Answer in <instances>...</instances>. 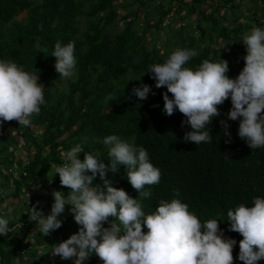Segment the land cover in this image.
<instances>
[{"label":"trees","instance_id":"obj_1","mask_svg":"<svg viewBox=\"0 0 264 264\" xmlns=\"http://www.w3.org/2000/svg\"><path fill=\"white\" fill-rule=\"evenodd\" d=\"M118 1L0 0V59L37 74L46 100L30 127L19 126L15 120L0 125V215L9 220V227L29 224L0 237V264H15L17 259L20 264H51L46 258L51 246L77 232L79 226L66 206L59 217L62 226L42 236L28 215L33 207L49 214L54 190L67 196L69 189L54 174L63 164L62 153L79 144L83 152L99 153L107 164L103 139L112 134L144 147L161 172L158 184L145 186L151 192L146 199L132 188L123 165L106 176L114 187L137 198L146 214L161 200L173 199L178 190L179 199L201 222L217 219L224 236L237 241L233 264H243L237 259L243 237L229 230L227 211L264 197V147L251 150L238 137L239 120H227L229 135L223 134L220 121L231 108L230 98L217 106L220 115L209 125L211 142L199 146L185 142L184 134L191 130L181 126L185 117L179 111L170 116L163 112L162 93L167 89L155 88L150 74L144 73L149 65L163 63L176 48H190L198 54L188 67L222 58L229 67L226 75L235 78L245 63L243 34L254 27L264 28V0ZM120 10L126 13L122 18ZM169 18L180 23L172 34L165 23ZM162 31L168 32V39L159 47ZM57 41H72L75 46L77 74L68 79L67 88L52 84L59 78L55 57L50 56ZM141 82L155 93L143 101L130 97L133 86ZM78 158L83 160L84 153ZM93 183H101L98 175ZM36 188L46 192L43 203L35 201L37 196L15 218L16 206ZM34 226L37 231L32 233ZM53 262L67 264L61 259ZM85 264L103 262L93 255ZM256 264H264V259Z\"/></svg>","mask_w":264,"mask_h":264},{"label":"clouds","instance_id":"obj_2","mask_svg":"<svg viewBox=\"0 0 264 264\" xmlns=\"http://www.w3.org/2000/svg\"><path fill=\"white\" fill-rule=\"evenodd\" d=\"M246 49L244 67L235 78H229L228 63L203 60L195 68L188 62L197 50L176 48L163 63L148 66L154 87H165L162 93L163 112L175 111L185 117L184 141L196 146L212 141L209 125L220 115L219 105L230 98L231 108L220 123L227 132V120H239L237 135L251 149L264 147V28L254 27L242 36ZM74 42L57 41L51 52L59 79H72L77 74ZM141 80L138 79L137 81ZM44 86L38 75L26 71L12 60L0 59V125L15 120L19 126L30 127L32 118L46 104ZM152 86H133L130 97L143 101ZM168 93H171V98ZM107 147V164L99 153H86L79 144L62 153L63 164L55 168L61 186L69 189L51 193L53 203L44 215L33 207L29 219L39 226L42 236L62 226L59 218L69 206L78 231L51 246V255L71 264H85L93 255L103 264H233V247L237 241L224 236L217 219L201 222L189 211L174 191L170 201L161 200L155 210L146 214L137 198L113 186L106 176L119 166L133 189L143 198L151 196L145 186L160 182V169L149 159L147 150L118 135L103 139ZM84 153L83 160L78 154ZM90 173V174H89ZM99 176L100 184H94ZM229 230L239 233L237 259L243 264H256L264 259V197H254L251 205L239 204L227 211ZM108 226L105 227L104 225ZM146 228L147 231H143ZM11 231L9 220L0 215V237ZM15 264H20L19 259Z\"/></svg>","mask_w":264,"mask_h":264},{"label":"rangeland","instance_id":"obj_3","mask_svg":"<svg viewBox=\"0 0 264 264\" xmlns=\"http://www.w3.org/2000/svg\"><path fill=\"white\" fill-rule=\"evenodd\" d=\"M125 1V0H124ZM191 0H184L185 3H189ZM129 3L132 2V0L128 1ZM123 3V0H119L118 1V4H122ZM245 7L243 8V10L245 11ZM119 14H120V18H122L126 13L123 11V10H120L119 11ZM142 20L139 22V25L142 26ZM166 23V26H169L170 30L172 32H170L171 34L176 32V30H178V27L180 26V23L179 21L177 22H172L171 21V18L167 19V21L165 22ZM139 27V26H138ZM168 39V32H164L162 31L159 35V47H162V45L167 41ZM52 84L56 87H60V88H67L68 87V79H56L52 82ZM19 158L20 157H23L22 154L18 155ZM31 192V193H30ZM30 192L26 193L25 194V197L23 198V202H21L19 205L16 206V213H15V216L19 217L20 214L24 213L25 211V208L27 207H30L33 203V201L36 199L37 196H39L38 200H35L36 202H39V203H43V201L41 199L45 198L44 196H46V192L45 190H41L40 188H36V189H33L31 190ZM34 199V200H33ZM5 207V206H4ZM4 211H8V207H5L3 209ZM9 212H13L11 210H9ZM11 214V213H10ZM13 215V214H11ZM10 215V216H11ZM37 231V227H32L31 228V232L32 233H35ZM46 258L48 260H52L51 264L54 263L53 261H59V257L56 256V257H53L51 255V250L49 251V253H47L46 255ZM65 263L67 264H70L71 261L69 260H63ZM95 263L97 262V260L94 261Z\"/></svg>","mask_w":264,"mask_h":264},{"label":"built area","instance_id":"obj_4","mask_svg":"<svg viewBox=\"0 0 264 264\" xmlns=\"http://www.w3.org/2000/svg\"><path fill=\"white\" fill-rule=\"evenodd\" d=\"M29 221L31 222V220L29 219ZM29 224H23V225H16L15 227H10L11 231L9 233L13 234L14 232H16L17 230H22L23 228H25L26 226L28 227Z\"/></svg>","mask_w":264,"mask_h":264},{"label":"crops","instance_id":"obj_5","mask_svg":"<svg viewBox=\"0 0 264 264\" xmlns=\"http://www.w3.org/2000/svg\"><path fill=\"white\" fill-rule=\"evenodd\" d=\"M14 217L16 218L17 216H14ZM14 217H13V219H15Z\"/></svg>","mask_w":264,"mask_h":264}]
</instances>
